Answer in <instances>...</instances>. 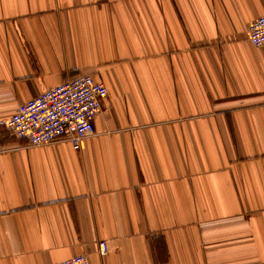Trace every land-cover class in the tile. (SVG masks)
<instances>
[{"label": "crops", "instance_id": "crops-1", "mask_svg": "<svg viewBox=\"0 0 264 264\" xmlns=\"http://www.w3.org/2000/svg\"><path fill=\"white\" fill-rule=\"evenodd\" d=\"M263 14L0 0V119L75 76L107 88L79 148L0 126V264H264V45L248 40Z\"/></svg>", "mask_w": 264, "mask_h": 264}, {"label": "built area", "instance_id": "built-area-1", "mask_svg": "<svg viewBox=\"0 0 264 264\" xmlns=\"http://www.w3.org/2000/svg\"><path fill=\"white\" fill-rule=\"evenodd\" d=\"M248 40L254 46L264 45V14L248 26ZM107 96L104 83L89 75L69 78L20 104L0 126L11 135L25 139L30 146L68 141L79 148L81 141L94 133V117ZM101 254L106 242L99 241ZM56 264H91L83 254L72 255Z\"/></svg>", "mask_w": 264, "mask_h": 264}]
</instances>
